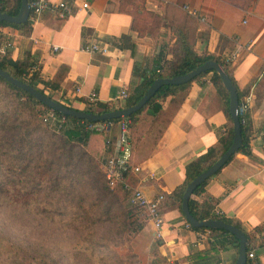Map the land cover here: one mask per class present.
I'll list each match as a JSON object with an SVG mask.
<instances>
[{"label": "crops", "instance_id": "crops-1", "mask_svg": "<svg viewBox=\"0 0 264 264\" xmlns=\"http://www.w3.org/2000/svg\"><path fill=\"white\" fill-rule=\"evenodd\" d=\"M66 1L69 9L63 17L56 10L36 17L29 14L28 37L14 27L0 26V50L16 59L29 52L44 79L54 78L64 67L58 96L75 108L92 102L91 94L96 95L94 102L104 103L118 101L121 89L129 92L135 66L143 67L162 45L170 51L175 41L172 26L190 30L198 53L222 60L239 102H248L244 128L249 152L237 151L209 177L205 195L218 200V215L238 222L243 233H254V240L246 242V249L254 246V257H248L246 250L245 264H264V0ZM145 11L158 14L159 21L143 16ZM135 22L138 30L132 28ZM123 35L131 37L128 43L135 45L134 53L122 46ZM92 42L108 52L83 50ZM211 77L209 71L193 80L156 144L142 141L140 151L132 153V162L139 167L134 173L136 185L149 197L164 194L160 229L146 221L132 240L140 264H234L237 259L239 243L236 246L230 236L210 230L202 231L206 236L199 240V230L186 228L181 208L165 197L183 183L187 163L215 146L230 125L233 129L229 101L227 117L225 99ZM106 144H99L103 153ZM257 227L261 232L255 231Z\"/></svg>", "mask_w": 264, "mask_h": 264}, {"label": "trees", "instance_id": "trees-1", "mask_svg": "<svg viewBox=\"0 0 264 264\" xmlns=\"http://www.w3.org/2000/svg\"><path fill=\"white\" fill-rule=\"evenodd\" d=\"M20 3L21 0H0V13L16 15ZM31 16L32 12H30ZM143 16L156 21L160 18L158 14L148 11H145ZM0 26L14 27L25 37L30 36L31 33L30 19L21 24L0 21ZM138 26L135 22L132 28L138 30ZM154 28L157 29L158 25L152 26L151 30ZM172 31L175 41L169 52L166 46L162 45L149 61L143 63V67L135 66L133 73L135 81L123 102L86 101L85 107L81 110L103 113L129 107L140 100L155 79L183 75L207 60L218 62L228 72L222 60L206 53H198L194 49V36L185 26H172ZM130 39L131 37L127 35L120 37L122 46L134 53L135 45L128 43ZM169 53L170 57H168ZM0 68L51 99L75 108L71 102L58 96L64 77L62 71L64 67L54 78L44 79L40 75L37 62L29 52H26L23 58L16 59L5 49L0 53ZM207 73L209 71L193 80ZM211 79L219 94L225 99V113L229 117V94L215 71H212ZM192 81L162 86L140 110L126 118L107 120L105 122H110L111 127L105 131H97L86 128V125L94 122L72 116H65V123L61 128L56 129L55 125L45 121L44 118L50 112L56 115H60L59 113L50 110L26 91L0 76V211L3 212V217H10L12 223L17 222L22 210L27 212L29 219H32L33 213L37 212H34L32 205L40 200L43 204L41 213L44 221L55 222L56 218L68 217V220L61 219V221L67 220L64 223L72 231L77 232L73 237L76 236L75 239L78 237V240L82 237V242L89 239L88 247L83 248L78 242L72 245V248L83 250L89 248L92 252L96 249L101 250L106 247V242L100 241L101 238L105 239L113 235L116 239L121 238L131 226H133V235L136 236L148 219L141 208L130 204L129 191L123 188V185L114 188L108 186L101 168L106 153L101 152L99 144L105 145L107 140L116 138L119 124L123 119L128 121L132 153L140 151L142 141L156 144L184 101ZM240 119H243V116ZM245 123L246 121L241 124L242 146L238 152H249ZM231 141L232 126L230 125L226 135L215 146L187 163L183 183L165 197L181 208L182 195L187 184L211 166L230 146ZM130 165L133 166L135 163L131 161ZM125 182L131 187L137 184V178L130 168L125 173ZM206 182L207 180L198 186L189 198L190 214L198 221L223 220L241 229L238 222L215 212L218 200L205 195ZM196 197L201 199L197 200ZM99 226L104 228L105 233L98 236L95 231ZM193 229L228 235L237 246L238 241L227 231ZM15 230L19 231L22 238L28 235V233L23 234L20 229L9 231ZM255 231L261 232L259 227ZM244 233L247 244L254 240V233ZM23 244L18 235L11 236L8 232L0 230V264H49V262L54 264L49 261L47 254H39L36 249ZM131 249L133 252L132 246ZM133 254L137 257L134 252Z\"/></svg>", "mask_w": 264, "mask_h": 264}, {"label": "water", "instance_id": "water-1", "mask_svg": "<svg viewBox=\"0 0 264 264\" xmlns=\"http://www.w3.org/2000/svg\"><path fill=\"white\" fill-rule=\"evenodd\" d=\"M29 14H30V7L28 0H21L18 13L16 15L0 13V21L21 24L28 20ZM208 71H215L218 74L223 87L229 94V112L233 123L232 141L230 146L221 154V156L211 166H209L207 169L199 173L187 184L182 195L181 210L186 221L190 223V225L193 228L224 230L234 235L239 243L238 256L234 264H245L247 261V257H246L247 238L241 229L231 224H228L223 220L206 219V220L198 221L189 212L188 202L193 191L203 182H205L209 177L213 176L225 163H227V161L231 158V156L234 153H236L242 146L241 120L237 110L240 103L239 96L231 77L218 62L213 60H207L203 64L199 65L195 69L183 75L175 76L172 78H157L152 82V84L149 86L147 91L144 93V95L140 98V100L136 104L131 105L129 107L110 110L103 113L87 112L81 109L67 107L51 99L46 94L40 92L36 88L13 78L9 73H7L1 68H0V76L3 77L9 83L26 91L36 100H38L39 102H41L42 104H44L46 107H48L50 110L54 112H57L64 116H72L74 118L88 120L91 122H103L112 119L129 117L132 113L140 110L150 100V98L157 92V90L162 86L184 84L192 81L200 74Z\"/></svg>", "mask_w": 264, "mask_h": 264}, {"label": "rangeland", "instance_id": "rangeland-1", "mask_svg": "<svg viewBox=\"0 0 264 264\" xmlns=\"http://www.w3.org/2000/svg\"><path fill=\"white\" fill-rule=\"evenodd\" d=\"M41 207H43V204L40 200L32 205L34 212L37 211L33 213L32 219H29L26 211L21 210L20 217L14 223H12L10 217L4 218L3 212L0 211V230L8 232L11 236L18 235L21 242L24 243L23 245L31 246L39 254H47L49 261L54 264H140L131 249V242L135 236L132 232L133 226L130 230L127 229L121 238L116 239L113 237L114 235L107 236L105 239L101 238L100 241L106 242V247L101 250L96 249L92 252L89 248L84 250L72 248V245L78 242L83 248L88 247L90 245L88 243L89 239L82 242V237H79V240L78 237L77 239H75L76 236L73 237L77 232L72 231L64 223L68 220V217L56 218L55 222L52 220L44 221ZM61 219L67 220L61 221ZM133 219L131 220L133 221ZM10 229H20L23 234L28 233V235L22 238L19 231H9ZM95 233L99 236L101 233L104 234L105 230L99 226ZM131 255H134V257Z\"/></svg>", "mask_w": 264, "mask_h": 264}, {"label": "built area", "instance_id": "built-area-1", "mask_svg": "<svg viewBox=\"0 0 264 264\" xmlns=\"http://www.w3.org/2000/svg\"><path fill=\"white\" fill-rule=\"evenodd\" d=\"M88 6L87 3H82V7L86 8ZM30 10L32 11L34 17L40 15L46 10H53L61 16H65L69 9L68 2L66 0H60L56 3H50L49 0H31L29 2ZM192 14L195 12L189 11ZM204 20V19H202ZM6 46V45H5ZM7 46H9L7 44ZM56 49V47H54ZM83 50L89 53H107L108 49L105 46H100L96 42H92L83 47ZM3 48L0 50V53H3ZM128 92L126 89H121L117 95V100H125L127 98ZM95 94H91L89 100L95 101ZM248 102L241 101L238 106V113L243 116L242 122L245 121L244 114L247 111ZM45 121H48L50 124L56 126V129L62 127L65 123L66 119L64 115H56L53 112H50L45 118ZM111 127L110 122H94L92 124L86 125V128L94 129L97 131H105L106 129ZM106 156L102 161V172L106 179V182L109 187L114 188L119 185H123V188L129 191V202L131 205L141 208L146 215L148 221H150L155 229L159 230L163 223L162 214L160 212V203L163 200V194H158L154 197L147 196L142 187L140 185H136L134 187L129 186L125 182V173L130 168L132 173H136L139 171L138 166H131L130 163L132 161V144L128 135V121L123 119L119 124L118 134L113 141H108L105 146ZM186 228H191L190 223L185 222L184 225ZM207 232V231H206ZM206 232L198 231L197 237L199 240L204 239L206 236ZM248 257H254V246L249 244L247 246Z\"/></svg>", "mask_w": 264, "mask_h": 264}]
</instances>
